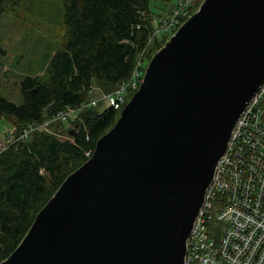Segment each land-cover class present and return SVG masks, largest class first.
Listing matches in <instances>:
<instances>
[{
    "label": "water",
    "instance_id": "1",
    "mask_svg": "<svg viewBox=\"0 0 264 264\" xmlns=\"http://www.w3.org/2000/svg\"><path fill=\"white\" fill-rule=\"evenodd\" d=\"M263 85L264 0H203L0 264H186L218 162Z\"/></svg>",
    "mask_w": 264,
    "mask_h": 264
},
{
    "label": "trees",
    "instance_id": "2",
    "mask_svg": "<svg viewBox=\"0 0 264 264\" xmlns=\"http://www.w3.org/2000/svg\"><path fill=\"white\" fill-rule=\"evenodd\" d=\"M61 1L62 44L44 76L21 80V105L0 96V120L5 118L12 125L5 136L19 135L28 124L66 107L91 103L96 98L91 91L95 85L102 94L119 89L131 78L140 55L148 48L154 18L171 15L176 4L175 0L170 9L165 7L157 15L152 1L170 4L174 0ZM202 2L194 3L192 15ZM21 3L0 0V26L3 16L16 12ZM166 42L156 40L147 60ZM133 95H129L128 102ZM99 105L86 107L70 122L72 127L79 125L76 137L62 140L70 128L57 122L49 132L36 131L0 154V263L16 250L39 211L118 121L122 110L109 107L100 112Z\"/></svg>",
    "mask_w": 264,
    "mask_h": 264
},
{
    "label": "built area",
    "instance_id": "3",
    "mask_svg": "<svg viewBox=\"0 0 264 264\" xmlns=\"http://www.w3.org/2000/svg\"><path fill=\"white\" fill-rule=\"evenodd\" d=\"M196 1L176 0L171 15L155 17L147 45L168 41L192 16ZM142 57L119 89L30 123L19 135L8 133L0 139V154L36 131L49 132L52 124L67 123L88 106L104 102L107 108L123 110L129 95L143 82L146 68ZM86 155L90 159L93 153ZM218 163L187 243L186 264H264V85L238 121L228 150Z\"/></svg>",
    "mask_w": 264,
    "mask_h": 264
},
{
    "label": "rangeland",
    "instance_id": "4",
    "mask_svg": "<svg viewBox=\"0 0 264 264\" xmlns=\"http://www.w3.org/2000/svg\"><path fill=\"white\" fill-rule=\"evenodd\" d=\"M152 2L153 12L158 15L165 7L170 9L175 0L170 4ZM62 16L61 0H22L16 12L3 16L0 26V47L3 50L0 54V96L21 105V80L27 76H44L51 58L61 48L64 33ZM147 47L141 54L144 56L142 58L146 69L150 62L146 57L152 45ZM99 88L98 85L92 87V97L102 96L103 91ZM106 108V104L101 102L99 111L102 112ZM76 117L74 115L66 123L69 131L74 129L75 126L72 127L70 122ZM11 128L12 125L7 119H1L0 139L4 138ZM70 137L73 136L68 132L62 140H69Z\"/></svg>",
    "mask_w": 264,
    "mask_h": 264
},
{
    "label": "flooded vegetation",
    "instance_id": "5",
    "mask_svg": "<svg viewBox=\"0 0 264 264\" xmlns=\"http://www.w3.org/2000/svg\"><path fill=\"white\" fill-rule=\"evenodd\" d=\"M78 129V128H77Z\"/></svg>",
    "mask_w": 264,
    "mask_h": 264
}]
</instances>
